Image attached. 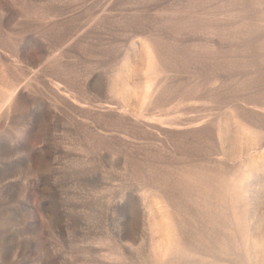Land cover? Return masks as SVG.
<instances>
[{
  "label": "rangeland",
  "instance_id": "rangeland-1",
  "mask_svg": "<svg viewBox=\"0 0 264 264\" xmlns=\"http://www.w3.org/2000/svg\"><path fill=\"white\" fill-rule=\"evenodd\" d=\"M0 264H264V0H0Z\"/></svg>",
  "mask_w": 264,
  "mask_h": 264
}]
</instances>
